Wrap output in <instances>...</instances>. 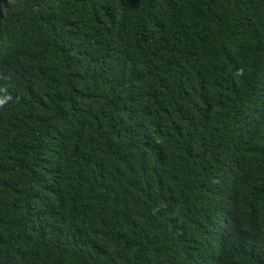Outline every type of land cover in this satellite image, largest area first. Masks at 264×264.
I'll return each instance as SVG.
<instances>
[{"label": "trees", "instance_id": "16d2710c", "mask_svg": "<svg viewBox=\"0 0 264 264\" xmlns=\"http://www.w3.org/2000/svg\"><path fill=\"white\" fill-rule=\"evenodd\" d=\"M0 264H264V0H0Z\"/></svg>", "mask_w": 264, "mask_h": 264}]
</instances>
